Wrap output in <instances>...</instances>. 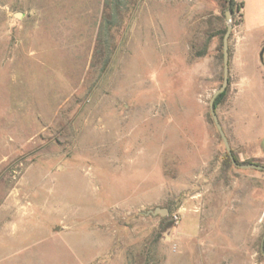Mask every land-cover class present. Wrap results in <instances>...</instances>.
<instances>
[{
	"label": "rangeland",
	"instance_id": "1",
	"mask_svg": "<svg viewBox=\"0 0 264 264\" xmlns=\"http://www.w3.org/2000/svg\"><path fill=\"white\" fill-rule=\"evenodd\" d=\"M0 0V264H264V0ZM164 207V216L146 214Z\"/></svg>",
	"mask_w": 264,
	"mask_h": 264
},
{
	"label": "water",
	"instance_id": "2",
	"mask_svg": "<svg viewBox=\"0 0 264 264\" xmlns=\"http://www.w3.org/2000/svg\"><path fill=\"white\" fill-rule=\"evenodd\" d=\"M228 4H229V0ZM232 12V9L230 7V4L227 8V11L225 12V19L230 22V14ZM232 29V25L231 23H228L226 26V30L223 34L222 37V82L219 85V87L212 93L210 99H209V113L211 116V119L218 131V134L220 136V138L222 139V142L224 144L225 150H226V154L229 157L231 163L239 168H254V169H258V170H264V166L259 165L257 163H238L236 162V160L233 157L228 139L223 131V128L218 120L216 111H215V107H214V101L215 99L225 91L227 85H228V76H229V51H228V38L230 35ZM146 214H151V215H160V216H164L167 214V209L164 207H155L154 209H149L146 211ZM260 250L261 252L264 254V232L262 234V238H261V243H260Z\"/></svg>",
	"mask_w": 264,
	"mask_h": 264
},
{
	"label": "trees",
	"instance_id": "3",
	"mask_svg": "<svg viewBox=\"0 0 264 264\" xmlns=\"http://www.w3.org/2000/svg\"><path fill=\"white\" fill-rule=\"evenodd\" d=\"M227 1V0H226ZM228 2V1H227ZM230 7L236 6V7H242V3H237L235 0H229ZM225 92L221 93L214 101V107L217 106V104L220 102V100L223 98ZM237 162V161H236Z\"/></svg>",
	"mask_w": 264,
	"mask_h": 264
},
{
	"label": "crops",
	"instance_id": "4",
	"mask_svg": "<svg viewBox=\"0 0 264 264\" xmlns=\"http://www.w3.org/2000/svg\"><path fill=\"white\" fill-rule=\"evenodd\" d=\"M236 1V0H235Z\"/></svg>",
	"mask_w": 264,
	"mask_h": 264
}]
</instances>
